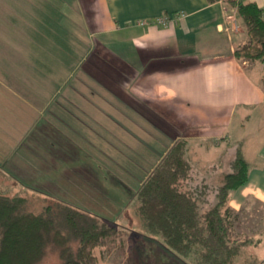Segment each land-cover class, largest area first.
Masks as SVG:
<instances>
[{"label":"crops","instance_id":"1","mask_svg":"<svg viewBox=\"0 0 264 264\" xmlns=\"http://www.w3.org/2000/svg\"><path fill=\"white\" fill-rule=\"evenodd\" d=\"M6 1L8 21L0 23V191L62 199L49 182H65L68 191L83 182L95 194L98 157L110 161L104 167L110 176L140 171L141 184L169 146L186 138L194 175L204 174L200 179L212 184L221 182L208 179L223 171L221 164L205 160L195 145L225 142L221 149L228 148L231 159L232 144L240 142L248 176L228 205L237 211L248 197L264 203V127L254 133L251 149L248 138L233 140L228 133L234 121L241 126L252 112H264V61L233 54L247 34L232 4L73 0L64 10L77 19L61 13L67 23L56 28L63 43L52 44L25 0ZM247 1L264 10V0ZM158 16L168 17L165 25L153 22ZM250 157L261 165L253 166Z\"/></svg>","mask_w":264,"mask_h":264},{"label":"trees","instance_id":"2","mask_svg":"<svg viewBox=\"0 0 264 264\" xmlns=\"http://www.w3.org/2000/svg\"><path fill=\"white\" fill-rule=\"evenodd\" d=\"M226 1L235 7L247 34L233 54L264 61V10L252 1ZM189 144L179 138L169 146L132 195L131 214L145 233L158 236L176 256V264H235L252 238L235 229L238 213L228 201L245 184L248 162L240 142L233 143L234 155L221 182L198 180ZM45 197L49 201L35 209L20 191H0V264H43L51 255L57 264H99L94 249L103 251L126 232L87 209ZM257 264H264V259Z\"/></svg>","mask_w":264,"mask_h":264},{"label":"rangeland","instance_id":"3","mask_svg":"<svg viewBox=\"0 0 264 264\" xmlns=\"http://www.w3.org/2000/svg\"><path fill=\"white\" fill-rule=\"evenodd\" d=\"M25 2L27 5L26 10H28L33 16V23H43V25H45V30L48 28L47 33L50 37V43H63L57 37V35L62 32L57 31L56 27L58 24L67 23L61 13L66 14L64 6L66 7V5H69L73 7L75 5L73 4V0H25ZM41 4L44 6L46 5V7H39ZM8 6L6 0H0V23L2 25L7 24L8 21ZM71 14L69 13L66 15L69 16V19L75 20L77 15L74 18V13ZM34 18H37V20ZM18 21H21L19 23H24L25 19L24 21L18 19ZM52 44H50V51L53 50L54 53H58L57 47L55 45L51 46ZM84 68L87 69V65H84ZM83 76L85 78V75ZM85 81L88 83V79L85 78ZM262 127H264V112L254 111L251 113L249 120L243 125L239 126V124L234 121L231 124L228 133L232 135L231 137H233V140L240 139L241 137L248 138L247 145L250 146L251 149V146L253 145L256 147V144H253L256 139L254 133H257ZM252 134L254 135L252 136ZM259 140L260 138L257 141ZM224 145L225 142L217 144L216 142H211L206 146L203 144L195 145L198 153L201 151L204 152L203 156L205 160L214 158L212 160L214 163L218 165L221 164L223 170L221 171L222 173L218 170L209 175L208 179L212 182L221 181L222 174L229 170L230 158L228 159V156H231L232 152H229L228 148L221 149ZM246 152L249 157V147H247ZM217 155L221 156L217 158ZM195 160L196 159L192 158V161L196 162ZM258 161V159L250 157V162H254L253 166L255 164L260 166L261 162ZM97 162L95 194H89V189L83 184V182L77 183L75 188L72 186V189L69 191L67 190L69 186L65 182L63 185L59 183V186L57 183L49 182V185L59 189L64 197L61 200L64 202L69 204L74 202L72 205L82 207L113 221L117 223L119 227L126 230V232L122 233L120 239L110 243L103 251H100L98 247L94 249L95 254L100 258L99 264H176V256L161 244L158 236H152L151 234L149 235L148 233H145L144 229L137 222L138 219L131 214L129 208L130 199L140 185V179L143 177L140 174L141 172L139 171V174L136 173L134 176H128L129 178L125 175L110 176L107 174L109 173L108 170L104 168L106 162L110 161L104 159V157H98ZM39 177V175H35L38 182L41 181ZM119 177L122 179H128V182L123 184L121 181H117L116 179ZM195 177L200 180V177H204V174L195 175ZM0 181L1 184L5 183L3 178H0ZM50 189L51 191L53 190V188ZM27 198L34 204L35 209H38L45 204V202L49 201L45 200V198H42V200L28 196ZM235 212L238 213L237 217L234 219L235 229L239 233L247 234L252 238L251 243L243 248V252L239 257L240 259L235 264H257V261L259 262L264 259V203L254 197H248L243 201L242 207ZM128 227H130V229ZM130 230H133V232ZM141 242L143 246H141ZM57 263V257L51 255L43 264Z\"/></svg>","mask_w":264,"mask_h":264},{"label":"built area","instance_id":"4","mask_svg":"<svg viewBox=\"0 0 264 264\" xmlns=\"http://www.w3.org/2000/svg\"><path fill=\"white\" fill-rule=\"evenodd\" d=\"M167 20H168V17H166V16H158V17H156V18L154 19L153 22H155V23H157V24L165 25L166 22H167ZM138 23H139V24H145L146 21H145V20H139Z\"/></svg>","mask_w":264,"mask_h":264}]
</instances>
